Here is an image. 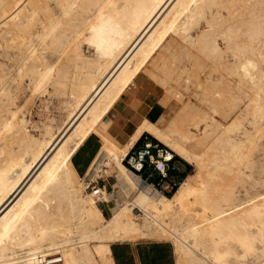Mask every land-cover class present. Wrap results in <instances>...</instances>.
<instances>
[{
  "label": "bare ground",
  "instance_id": "obj_1",
  "mask_svg": "<svg viewBox=\"0 0 264 264\" xmlns=\"http://www.w3.org/2000/svg\"><path fill=\"white\" fill-rule=\"evenodd\" d=\"M1 55L0 264H115L112 243L147 235L172 243L175 264H264V0H0ZM145 69L182 104L121 143L108 114ZM21 78L31 97L65 96L41 135L11 94ZM144 132L191 165L171 195L123 162ZM92 135L85 176L110 159L133 191L109 216L105 187L86 191L72 160Z\"/></svg>",
  "mask_w": 264,
  "mask_h": 264
},
{
  "label": "rangeland",
  "instance_id": "obj_2",
  "mask_svg": "<svg viewBox=\"0 0 264 264\" xmlns=\"http://www.w3.org/2000/svg\"><path fill=\"white\" fill-rule=\"evenodd\" d=\"M198 32L199 30L198 28H196L191 32L192 34L190 33V35L194 37ZM218 40L220 44L223 45L221 42L222 40L219 39V37ZM84 48L86 51L87 46L85 45ZM0 59L7 61V59H5L2 55L0 56ZM136 80L135 85L130 87L131 91L129 89L126 97L122 98L108 114L112 121L110 131L121 143H123L126 138L132 133L131 129L134 130L136 124L139 123L144 117L155 121L168 119L175 114V112L177 111L176 109H178V107L182 104V100H174L175 98L173 97V94L171 92H168L169 97L171 98H168L170 101L167 99L169 104H167L166 101V105H164L162 99H164V97L168 93L165 92L164 94L162 89L154 85V83L148 77V70L145 69L141 73L140 77H138ZM9 87L11 90V94L17 104L22 106L23 116L29 120L28 128L35 135H41L45 126L47 125L56 126L64 116L66 111L65 96L63 94H54L51 86H49L48 90H46L45 92H39L32 97L29 95V84L25 78L11 81L9 83ZM184 99L185 96L183 97V100ZM200 130L201 129L199 128L192 129V131L197 136L200 135ZM146 139L151 138L147 136ZM144 141L145 139L140 142L138 147H142ZM99 146V138L96 135H92L74 154L72 159L74 164L76 165L78 176H82L83 174L85 176L84 169ZM256 150L253 156L255 157V159H257L256 164L258 166V169L254 172V175L255 177L260 178V181L261 177L264 178V147L257 151ZM154 151L155 149H153V152ZM106 158L107 157H105L103 161ZM108 160L109 163L106 168L111 167L114 170V178L111 175H108L110 177L104 184L108 202H99V207L101 208L105 216L113 214L119 207L122 206L124 202L130 199L131 195L133 194L132 189L124 181L122 173L115 166H113L110 159ZM182 160L184 159L182 158ZM184 162L187 165L186 171L189 172L191 169V165L185 160ZM99 165L101 167V164ZM97 173L98 172H96V174ZM146 173L147 172H143V175H146ZM104 175H106V173H104ZM184 175L185 173L181 174V179L184 177ZM87 177H89V174L85 176V178ZM110 183H113L114 187H112ZM258 189H263V187L259 186ZM111 190L112 192L108 193V191ZM119 191H121L120 194L117 193ZM172 192L173 190L171 191V193ZM171 193L167 195H171ZM133 212L136 214L138 225L142 229L147 230L150 227H153V224L151 225L138 209L134 208ZM155 242H165L163 244H165L168 249L174 252L173 245L170 241L157 240L155 236L147 235L141 240L132 243L128 242V246L119 249L118 253L120 255V253H122V250H125L130 254L131 248L133 249V247ZM113 244L115 243H112L111 247L113 246ZM173 256L175 257V254H173ZM247 259L251 260L253 259V257L248 255ZM253 262V264H255L256 260H253Z\"/></svg>",
  "mask_w": 264,
  "mask_h": 264
},
{
  "label": "built area",
  "instance_id": "obj_3",
  "mask_svg": "<svg viewBox=\"0 0 264 264\" xmlns=\"http://www.w3.org/2000/svg\"><path fill=\"white\" fill-rule=\"evenodd\" d=\"M154 148L156 152H153ZM158 150V143H154L145 137L143 146L139 148L133 146L123 159V162L128 168L138 173L143 181L154 184L155 187L165 194H170L178 185L181 176L173 177L170 175L169 171L174 167L168 164V162L172 158L166 159L164 156L159 155ZM159 159L162 161V168L158 166ZM143 172H147L146 175H143ZM109 177L108 175H104V173L93 178L87 177L86 188L94 191L96 195H100L101 188L104 187ZM101 202L105 201L100 200Z\"/></svg>",
  "mask_w": 264,
  "mask_h": 264
},
{
  "label": "crops",
  "instance_id": "obj_4",
  "mask_svg": "<svg viewBox=\"0 0 264 264\" xmlns=\"http://www.w3.org/2000/svg\"><path fill=\"white\" fill-rule=\"evenodd\" d=\"M149 120H151V119H149ZM145 137L147 138L146 132H144L138 138V140L134 143L133 146L136 148H139L138 145L140 144V142L143 139H145ZM148 140H151L154 143L155 142L158 143V145H159L158 153L160 152L159 155H162L165 157V153L168 152L167 147L165 145H163L161 142H159L158 140H156V141H154L152 139H148ZM154 152H156V149ZM95 153H94V155H95ZM93 156H92V158H93ZM169 158H172V159L168 162V164H170L172 167H174V168H171L169 171L171 176L176 177V176H181V174H184V173H185V175L187 174V172H188V171H186L187 165L184 162V160H182V158H180L179 155L172 153ZM91 159H90V161H91ZM90 161H89V163H90ZM88 164L86 165V167L88 166ZM74 166L76 168L75 164H74ZM86 167H85V169H86ZM85 169H84V171H85ZM76 170H77V168H76ZM104 173H106V175H111L114 178V170L111 167L106 168ZM185 175H184V177H185ZM152 180H154V179H152ZM112 187H114L113 183H112ZM109 192L111 193L112 190L108 191V193ZM117 193L120 194L121 191H119ZM106 202H108V201H106ZM127 243L128 242H115V244H113V246L111 247V251H112V255H113L115 264H175V257L173 256L174 252H172V250L168 249L167 246L165 244H163L165 242H155V243H148V244H144V245H138L136 247H133V249L131 248L130 254L128 252H126L125 250H122V253H120V255H119V253H118L119 249H122V248L128 246Z\"/></svg>",
  "mask_w": 264,
  "mask_h": 264
},
{
  "label": "trees",
  "instance_id": "obj_5",
  "mask_svg": "<svg viewBox=\"0 0 264 264\" xmlns=\"http://www.w3.org/2000/svg\"><path fill=\"white\" fill-rule=\"evenodd\" d=\"M146 135L149 136L152 140L156 141V139H155L154 137H152L151 135H149V134H147V133H146ZM162 146H163V145H162Z\"/></svg>",
  "mask_w": 264,
  "mask_h": 264
}]
</instances>
